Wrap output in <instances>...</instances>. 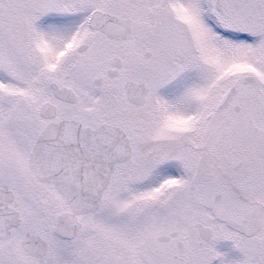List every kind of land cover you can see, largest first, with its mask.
<instances>
[{"label":"snow or ice","instance_id":"1","mask_svg":"<svg viewBox=\"0 0 264 264\" xmlns=\"http://www.w3.org/2000/svg\"><path fill=\"white\" fill-rule=\"evenodd\" d=\"M0 264H264V0H0Z\"/></svg>","mask_w":264,"mask_h":264}]
</instances>
